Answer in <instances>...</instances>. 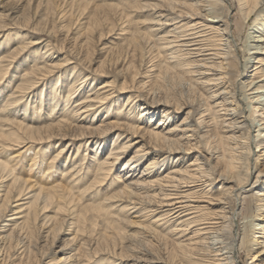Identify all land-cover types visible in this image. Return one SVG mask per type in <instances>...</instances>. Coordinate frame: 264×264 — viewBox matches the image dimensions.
<instances>
[{
    "label": "bare ground",
    "instance_id": "6f19581e",
    "mask_svg": "<svg viewBox=\"0 0 264 264\" xmlns=\"http://www.w3.org/2000/svg\"><path fill=\"white\" fill-rule=\"evenodd\" d=\"M64 1L65 9L59 12L54 11L56 7L51 0H45L44 5L42 0L35 5L33 0H26L27 7L24 6H32V13L25 11L13 21H6L0 15V36H13L16 40L10 48L5 42L0 45V264L12 256L11 249L20 250L18 254L24 256V239L32 236L34 227L46 236L56 229L59 223L55 226L52 219L57 217L45 215L55 209L53 206L57 207L55 212H64L59 220L78 216L76 205L82 203L81 196L94 187L99 193L114 171L116 184L104 191V197L92 194L91 203L83 206L102 212L110 219L109 224L122 221L139 228L138 236L127 234L137 240L138 254L125 264H238L235 250L247 247L249 253L252 242L259 245L257 253L264 254V194L258 196L254 192L255 212L261 213L257 214L261 216V224L251 222L250 237L239 245L234 233L239 193L249 182L248 170L250 173L253 162L255 167L261 166L256 178L264 174V0H237L242 22L254 17L251 31L241 43L231 27L225 0H135L132 8L126 3ZM73 8L80 11L91 8L89 21L80 32L83 39L79 45L74 43L61 57L56 53H59L58 45L49 38L54 30L52 18L65 16ZM133 8L151 11L153 15L145 31L131 34L133 38L129 40L135 48L144 46L155 52L156 62L149 70L159 81L156 83L162 87L166 77L171 76L189 89H195L196 84L214 88L208 94V104L203 106L202 102H192L189 98L171 102L160 94L158 85L154 86L156 83L151 87L136 85L135 74H131L130 80L125 74L134 64L127 62L125 52L122 55L108 52L96 69L90 71L107 79L112 77L109 81L104 79L95 89L97 80L93 76L80 77L81 70L92 60L89 42L95 23L103 22L100 11L104 9V15L101 14L104 17L108 16L106 12L109 15L113 12L120 20L128 15L127 9ZM257 32L260 34H254ZM239 49L246 55L243 63L237 57ZM118 62L123 63L121 68L114 67ZM249 63L259 64L251 68L258 73L256 80L252 78L255 72L247 75L250 78L247 82L229 79L234 68L237 69L234 77H238ZM192 74L195 77H190ZM121 75L122 82H114ZM48 79L50 82L46 84ZM123 92L127 94L121 104L119 96ZM114 109L119 112L114 113ZM185 109L180 122L165 129L175 112ZM159 113L158 122L148 127ZM100 114L102 118L97 120ZM206 115L208 120L204 118ZM213 119L226 129L221 137L208 134L209 128L204 130ZM112 131L118 132L108 139L109 144L106 140ZM135 134L138 140L127 139L119 145L120 136ZM66 138L68 141L59 147L57 143ZM209 138L224 151L223 167L217 176L212 175L209 164L216 151L206 146L202 150L205 154L197 153L202 162L195 156L189 163L194 168L185 163L180 165L187 150ZM79 140L91 143L88 164H84V157L79 162L75 159L81 142L72 157L67 154L63 158L68 148ZM252 142L263 146L262 160L260 155L252 159ZM135 144L140 145L132 150ZM149 154L152 156L141 165ZM21 159L27 163L20 168ZM170 159L174 163L163 174L160 167ZM53 168L56 173L51 174ZM216 185L220 194L209 195ZM110 206L113 210L106 209ZM9 211L12 217L5 219ZM145 218L148 224L142 223ZM146 237L171 238V250L166 256L149 255L143 243ZM78 242L74 254L59 256L55 263L49 260L42 264H88L93 255L88 257L86 251L83 257L80 250L95 243L83 242L82 238ZM107 250L97 247L94 254ZM56 252L69 251L60 248Z\"/></svg>",
    "mask_w": 264,
    "mask_h": 264
},
{
    "label": "rangeland",
    "instance_id": "374dc122",
    "mask_svg": "<svg viewBox=\"0 0 264 264\" xmlns=\"http://www.w3.org/2000/svg\"><path fill=\"white\" fill-rule=\"evenodd\" d=\"M37 1L38 0H33V4L35 5ZM44 1L45 0H42L43 5H44ZM51 1H52L53 6L56 7L54 11L58 10L59 12L60 10L65 9L64 0H59V1L51 0ZM96 2L99 4L100 2H112L117 5H123L126 3V5H130L132 8V4H134L136 1L135 0H96ZM224 2H225V5L229 8V9L227 8V11H228L229 19L231 22V27L235 29V33L238 36L237 42L241 43V41H244L246 37V33L251 31L249 27L254 17L248 20L247 23H243L238 1L237 0H225ZM24 5L26 6V0H0V15H2L1 17L4 16L3 18L6 21H13L16 18L20 17L22 13H24L25 11L30 12V13L33 12L32 6L29 8H26L27 6L25 7ZM226 6L223 8L225 13L227 12L225 10ZM262 8H263L262 12L264 13V6ZM262 8H260V10ZM73 10L75 11L74 14H73ZM103 11L104 9H102L100 11L101 13L99 14L103 22L95 23V32L92 34L90 38L91 40L89 42L92 60L87 65H85L86 66L85 69L81 70V73H79L80 77H82L84 74H89L90 76H93L97 80L95 81L94 83L95 85L93 87V89H95L104 79H107L108 77L102 76V75H95L91 73L90 71H93L94 69H96L99 62L103 58H105L108 52H110L113 55L119 54V53L122 55L125 52V54H127V62H130V61L133 62L134 63L133 66H135V67L132 66V68H135V69L131 68L130 70H128L129 72L125 73L127 74V78L129 80L131 79V74L133 73L135 75H134V80L133 79L132 80L138 86L146 85L147 87H151L156 82H159L157 81V79L153 78L152 71L149 70L150 65L156 62L155 61L156 58L154 57L155 52H153V50L151 49L148 50L144 46H141L142 48L141 47L135 48L133 46L134 44L130 42L129 40L130 38H133L131 34L133 33L135 34L137 31L141 33L145 31L146 26L151 24L149 22L150 18L153 16L151 11H141L137 8H133V10L127 9L128 15L125 16L124 18H121L120 20L115 17V14L113 12H110L111 13L110 15L108 12H106V15L108 16H105V17L102 16L104 15ZM90 12H91V8H86L84 11H80L79 9L73 8L72 12L67 13L65 16L58 17L57 15H54V17L52 18L54 21L53 22L54 30H53L52 36H49V38L51 39V41L56 42V44L58 45L59 53L58 52L56 53L61 54V57L64 55L63 54L64 51L66 52L67 49H71L74 43H75V46L76 44L79 45L78 42H80L81 39H83L82 35H80V32H82L85 25H87L89 21L88 15H90ZM123 14H125V10H123ZM58 21L63 24H60ZM254 34H260V33L257 32ZM39 35L42 36L43 38H47V40L49 39L44 34H39ZM14 41L16 40H14L13 36L10 38L9 37L7 38L4 35L0 36V45L2 43L3 44L7 43V47L10 48L15 45L13 44ZM239 47H241V44L240 45L238 44V48ZM83 51H85V48H83ZM61 57L59 56V58ZM237 57L239 61L243 63L246 55L244 54L242 50L239 49ZM122 65L123 63L118 62L117 64H115L114 67L121 68ZM258 65L259 64L249 63L247 70L246 69L244 71L241 70L239 72L238 77H234V73L237 70V69L235 70L234 68L233 69L234 71L229 76V79L230 80L236 79L239 82H242L245 80V82H247L250 80V78H248L247 75H250V73L252 74L255 72L252 75V78L256 80L258 73L256 72V70L252 72L251 68H253L254 66H258ZM122 75H121V78H116L114 82H117V84H120L123 79ZM167 77L164 80L165 82L162 83V87L158 85L157 83L154 86L156 87L158 85L160 94L165 96L171 102L172 101L182 102L186 100V98H189V100L191 101L192 100L200 101V103L202 102L203 106L210 102V100L208 99V94H210V92L213 91L214 88L209 89V87H205L206 88L205 89L201 87L202 85L196 84L195 89H189V87L186 86V84L184 83L180 84L178 80L176 79V77H171V76H167ZM190 77H195V75L193 76L192 74L190 75ZM111 79L112 77H109V79L107 80L109 81ZM49 82L50 80L48 79L46 81V84H49ZM126 94L127 93L125 92L120 94L119 96L121 97L120 101H122L123 97ZM122 103L123 101L121 102V104ZM71 104H73V99L71 100ZM241 107H243V104H241ZM114 110H115L114 113L119 112L118 111L119 109H114ZM186 111L187 109L183 110L180 113L175 112V117L168 124H165V129L167 127L178 124L182 116L186 114ZM42 113L44 115L46 112H41V114ZM160 114L161 113H159V115H157L152 122H149L147 126L148 127L150 126V128L153 127L158 122L160 118ZM100 115L97 116L98 117L97 120H100L102 118L103 114H100ZM211 115L212 114H210V117ZM135 116L138 117L139 112H136ZM197 116L198 115H196L195 117ZM121 117L122 116H120L119 118ZM204 118L208 120L209 115L204 116ZM208 123H211V125H209V127L204 128V130L206 128L210 129L208 134H212V136L217 135L221 137L223 134L226 133L225 132L226 129L222 127L220 124H217L215 122V119H213V122L209 120ZM116 132L118 131L110 132V135H108V138L106 141H109L108 139L112 138ZM253 135H254V131L251 132V136ZM127 139L138 140L139 138L136 134L129 136V137L126 136L124 138L123 136H120L118 141L119 143L120 142L122 143L123 141ZM207 140L208 141H206L204 144H201L199 146L198 144H195L197 145V147L193 146L192 149L187 150V152L184 154L183 161L182 163H180V165H183L184 163L185 165H189V163L194 160L195 156L199 157L198 162H202V159H201L202 157H200V155H198L197 153L200 151L202 154H205L204 151L202 152V150H204L206 147H209L212 150L216 151L214 153L213 158L209 160V164L211 165L212 175L217 176L220 169H222L223 167V160H222V155L224 154L223 147L219 143L215 144L213 139L209 138ZM67 141L68 139L66 138V139L60 140L59 141L60 143L58 142L57 144L60 147ZM83 141L84 140H79L76 143H74L71 146V148H68V150L64 153L63 158L66 157L67 154H69V156L72 157L76 151L75 150L76 146L79 145L78 142H81V144L83 145L79 147V152H78L79 156H76L75 159H77L76 161L79 162L80 159L82 160V158L84 157V164H88V161H90V158L88 156L89 155L88 147L91 143H86V141L85 142ZM108 143L110 144V141ZM121 143L119 145H121ZM191 143H194V141L192 140ZM85 144H87V147H85ZM139 145L140 144H137L136 146L135 144V147H133L132 150L136 149V147H138ZM215 146H217V148H215ZM262 147L263 146H260V147L256 146L254 142L251 143L252 159L258 157L261 153H263ZM9 152L12 153L13 151L10 150ZM83 153H86V155H82ZM30 154H31V151L28 153V155L30 156ZM51 154H53V152H51ZM151 156L152 154L147 155L141 161L142 162L141 165L145 161H147L148 158ZM262 157L263 156L260 155L259 157L260 160H262ZM124 159L121 160L117 164L118 167L121 166ZM26 163H27L26 159H21V161H19V167L21 168V166ZM173 163L174 162H172L171 159L165 162V164H163V166L160 167L162 173L164 174L166 170L170 166L173 165ZM141 165L139 169H141ZM194 167H195L194 165H189V168H194ZM258 168H261V166H259L258 164V166L255 167V164L253 162L251 169H250L251 172L249 173V170H248L249 182L245 186V189L242 190L243 192L240 190L241 192L239 193L240 195L238 198L239 204H237L236 206L237 212L239 214L237 215L236 221L234 222V233L236 235V245H239L242 241L250 237V231H249L248 225L251 222L253 224H256V223L261 224L260 222L261 216L260 215L257 216V214H261V213L255 212L256 202L254 198V195H255L254 192H258V196H261L264 194V174L256 178V175L258 173V170H257ZM52 173H56L55 168L51 170V174ZM115 174H116V171H114L110 176H108L103 188L100 189L99 193L97 192L98 189L94 187L91 190H89L87 193H85V195L81 196L80 200L82 203L76 205V209L79 210L78 212L80 214L78 216L75 215L76 217H74L73 219L69 220L70 219L69 218L68 220H59V218L64 217L63 216L64 212L59 211V210L55 212V209H57V207L53 206L55 209L50 210L45 215L57 217L56 220L52 219V224H55V226H56V223L57 224L59 223L56 229H54L51 233L47 234L46 236L44 235L45 233L39 231V229H36L34 227L32 229V232H33L32 236L29 238L26 237L24 239L25 254L24 256H22L23 258L20 257L21 255L18 254L20 250L16 251V249H13V250L11 249L10 254L12 256L6 260L5 264H42L49 260H51L50 263H53V262L55 263L57 258H59V256H64L69 253H73V254L75 253L76 251L75 248L78 247L79 244L81 243V241L80 243L78 242L79 238H82V241L86 243H89L90 241L95 243L94 244L95 248L94 246L88 244L86 248L80 250L83 257H85L84 253L86 251L88 253V257L93 255L92 258L89 260L88 264H107L109 261H114L113 264H125L126 262L130 263L132 261L131 260L132 257L138 254L136 250L137 240L135 239L136 240L135 241L133 237L132 238L128 237L127 234L138 236L139 228L137 226H134V224L131 225L127 222H122V221H119L117 224H114V225L109 224L110 219L106 218L102 212L98 213L97 209L95 208H91L90 206L89 207L83 206V204L91 203L89 201H92L93 199L91 198L92 194H94L97 198H101L103 196L104 191L108 190L112 185L114 186L116 184V181L114 180ZM259 193H261V195ZM219 194H220V191H219L218 185L213 186L212 189L209 190V195L217 196ZM12 205H14V203ZM91 205L97 206V204L95 203H92ZM106 209L113 210L111 206L107 207ZM7 214L8 215L5 217V219L9 218L10 216L12 217V211L7 212ZM132 215L133 214H131L130 219L133 218ZM70 221L73 222L72 225ZM142 223L148 224L149 223L148 218H145L144 221H142ZM190 234L191 233H189L187 236H189ZM256 234L260 235L261 233H256ZM143 243L146 245L148 254L151 256H156V255L166 256L172 247L171 238H164V239L159 240V239H149L148 237H146V239L145 238L143 239ZM250 244H249V249H250L249 253L247 252L248 251L247 247L245 250H241V251L238 249L235 250L234 256L238 264H258V263L264 262V254H258L256 250L257 249L256 247L259 245L254 244V242ZM97 247H103V248L107 247L108 252L105 251L104 253L95 255L94 250H96ZM60 248H62L63 251L66 250L69 252H66L65 254H62V252L60 253L56 252V251H59ZM71 248H74V249H71ZM116 257H119V259H116Z\"/></svg>",
    "mask_w": 264,
    "mask_h": 264
}]
</instances>
